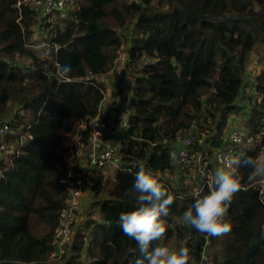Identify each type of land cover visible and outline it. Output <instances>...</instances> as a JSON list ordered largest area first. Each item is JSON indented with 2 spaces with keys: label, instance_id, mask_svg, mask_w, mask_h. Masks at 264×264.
Returning a JSON list of instances; mask_svg holds the SVG:
<instances>
[{
  "label": "trees",
  "instance_id": "trees-1",
  "mask_svg": "<svg viewBox=\"0 0 264 264\" xmlns=\"http://www.w3.org/2000/svg\"><path fill=\"white\" fill-rule=\"evenodd\" d=\"M178 1L181 5L175 0H78L46 26L30 5L22 4L19 11L18 0H0V123L10 104L17 105L10 120L14 150L0 164V263L58 264L69 252L64 264H135L138 245L118 221L121 212L139 206L133 184L143 165L175 197L160 245L183 244L193 257L190 264L200 261L205 248L211 264H244L264 221L259 192L264 175L253 167L233 166L242 190L225 217L232 224L229 234L198 233L182 215L215 189L216 154L229 141L235 115L242 117L247 142L240 157L259 166L264 155V100L249 109L240 102L252 80L249 56L255 52L264 59L257 50L264 45V33L256 25L264 29V0ZM126 44L127 68L135 73L123 71L118 84L127 80L130 88L124 98L130 111L124 128L120 116L125 110L101 116L100 108L107 97L104 79ZM45 51L42 57L39 53ZM64 64L72 71L60 77L57 65ZM252 84V96H264V70ZM114 97L123 100L121 87ZM98 117L107 127L105 138L119 146L123 170L82 174L76 153L88 140L90 121ZM183 131L198 135L196 170L200 177L201 171L208 172L194 186L186 179L197 158L189 169L176 168L170 159L174 147L164 142ZM78 182L83 191L90 189L92 203L59 252L54 239L71 185ZM80 216L78 211V221ZM251 264H264V241Z\"/></svg>",
  "mask_w": 264,
  "mask_h": 264
},
{
  "label": "clouds",
  "instance_id": "clouds-1",
  "mask_svg": "<svg viewBox=\"0 0 264 264\" xmlns=\"http://www.w3.org/2000/svg\"><path fill=\"white\" fill-rule=\"evenodd\" d=\"M71 71L70 64L57 65V75L60 77L67 76ZM130 83L134 88V82ZM221 159L224 165L215 170V189L197 199L182 215V220L196 232L217 238L231 233L232 224L225 217L235 195L242 190L241 181L230 169L237 165L253 167L257 173L264 175V167L258 166L250 157L228 154ZM133 189L138 193L139 206L134 211L121 212L118 222L124 235L138 245L140 255L135 264H190L193 257L187 247L176 251L159 244L170 227L164 218L169 216L174 195L143 165L139 166L135 175Z\"/></svg>",
  "mask_w": 264,
  "mask_h": 264
},
{
  "label": "built area",
  "instance_id": "built-area-1",
  "mask_svg": "<svg viewBox=\"0 0 264 264\" xmlns=\"http://www.w3.org/2000/svg\"><path fill=\"white\" fill-rule=\"evenodd\" d=\"M78 0H18L17 7L21 10L22 4L30 5L32 11L47 25H54L58 19H61L63 15L71 11L76 5ZM264 100V97L254 100ZM105 101V100H104ZM103 108L101 105L100 111ZM130 111L125 110L120 120L122 127H128V117ZM99 118L92 119L90 121V135L88 140L80 144L76 153L77 164L81 168V173L86 174L89 171L96 169L107 170L110 172H116L123 170L122 160L119 155V146L112 138H105V132L107 127L105 124L99 122ZM84 129V127H82ZM12 123L7 121L0 126V164L9 155L14 147L11 145ZM165 144L171 143L174 148H171L170 159L174 167L180 169H189L192 161L196 160L199 149L197 144L200 139L197 134L190 131H183L176 135L170 142L164 141ZM247 146L245 141V134L238 129H231L229 133V141L225 147L216 154V160L219 167H223L224 162L221 159L222 156L232 154L234 156H241ZM264 158L259 159V166L264 165L262 163ZM233 171V168L230 169ZM2 170L0 167V177ZM261 187L259 189L260 195H264V178L260 181ZM84 194L81 187V182L72 184L70 188V194L67 201V207L62 218V224L55 236L54 244L56 250L62 252L65 246L68 244L71 238V232L74 229L77 222V213L82 208V200ZM58 252V253H59ZM56 256H54L55 258ZM59 257V255L57 256ZM56 259V258H55ZM196 264H211V259L206 248L202 251L201 259Z\"/></svg>",
  "mask_w": 264,
  "mask_h": 264
},
{
  "label": "rangeland",
  "instance_id": "rangeland-1",
  "mask_svg": "<svg viewBox=\"0 0 264 264\" xmlns=\"http://www.w3.org/2000/svg\"><path fill=\"white\" fill-rule=\"evenodd\" d=\"M131 27V26H130ZM127 31L128 34L127 36H130L131 35V28H129ZM119 32H121L123 34V30L122 29H119ZM257 50L260 51V54L261 55H264V45L263 44H259L258 47H257ZM42 57L45 55L48 54V52L45 51V53H39ZM127 61H128V58H127V44L125 45V47L123 48L121 54H120V58L118 59L116 65H115V69L113 70V72L108 76V78L104 79V85H105V89H106V99L105 101L103 102V108L102 110L100 111L101 113V116L105 115V113H108L109 111H114L116 112L117 110L118 111H121V109L123 110H127L129 107V103L128 101L124 100V98L126 99L127 95H130L129 91H130V88L127 84V80H125L124 84H121V85H118L119 84V81L121 80V77H123L122 75V72L123 71H128V72H132V74L135 73V70H132L130 68H127ZM248 71L251 73V75L249 76L248 75V78H252V80L248 81L249 83V89L246 90L247 92H245L242 100V101H245L244 102V105H247L246 108L249 109V106H251V104L254 102V100H256L257 98H261V97H264L263 94H257V95H254L252 96L254 93L253 91V87H252V82L254 81V79L256 78V76L258 74H261L262 71L264 70V59H263V56H260V55H257L254 53L251 54V56H249L248 58ZM127 69V70H125ZM136 69V67L134 68ZM101 80H103V78H101ZM132 81V80H130ZM129 81V82H130ZM128 82V83H129ZM118 87H121V90H122V93H123V100H120L119 97H114V92L117 91ZM250 92V93H249ZM251 94V95H250ZM126 96V97H125ZM261 100H257L256 102H260ZM253 105V104H252ZM17 105L15 103H11L7 112L5 113L4 116H2L1 118V123H0V126L1 124L9 121L12 119V117L15 116V110L17 109L16 108ZM21 110H19L17 113L20 114ZM23 115V114H22ZM242 117L241 116H237L235 115L234 116V121L231 123V129H237L239 128V130L243 131V122H242ZM264 120V119H263ZM76 126L82 130L81 128V124L77 123ZM229 128L228 132L231 131V129ZM244 132V131H243ZM245 134V133H244ZM125 136L122 135V137L120 139H122L123 137ZM80 140V136L79 134H77L74 138V142L77 143V141ZM248 144H251V142H249ZM12 147H14V143L12 144ZM261 158H264V155L261 157ZM264 163V160L263 162ZM199 164H200V157L198 156L197 157V164H195V167L194 169H192L190 175L187 176V179L186 181H189L191 183V185L189 186H194L195 182H196V179L198 180V178L200 177L199 174H198V171L196 169H199ZM262 167H264V165H261ZM216 168H218L216 166ZM200 170V169H199ZM231 172H235V171H231ZM201 177H200V181L203 182V178L205 176L208 175V172L207 171H201ZM176 177H174L175 179ZM212 178L214 179V175H212ZM173 177H172V180H174ZM176 182L178 183V181L176 180ZM185 182V181H184ZM188 183V182H187ZM83 194H84V197H83V200H82V208L80 209V213L82 214V216H80V221L77 220L76 224L77 223H82L84 221V216L83 214H88L89 212V206H90V203H92V196L90 195V189L89 188H86V190L83 191ZM169 246H172L171 247V250H176L178 251L180 248H182V246H184L183 244L180 245V243H170L168 244V248ZM70 257L69 255V252L66 253V257L64 259H62V263H59L61 262V260L58 261V264H64L65 261H67V259ZM61 259V258H60ZM83 264H87V262H84Z\"/></svg>",
  "mask_w": 264,
  "mask_h": 264
},
{
  "label": "water",
  "instance_id": "water-1",
  "mask_svg": "<svg viewBox=\"0 0 264 264\" xmlns=\"http://www.w3.org/2000/svg\"><path fill=\"white\" fill-rule=\"evenodd\" d=\"M176 3H179L178 0H175ZM180 4V3H179ZM181 5V4H180ZM182 8V7H181ZM183 9V8H182ZM184 10V9H183ZM186 13L192 15L190 12L184 10ZM196 17H199V18H202V19H209V18H215V19H220V17L218 16H202V15H194ZM247 19V18H244V17H224L225 20H230V19ZM251 22H253L252 19H247ZM256 25L259 27V29L264 33V29L258 25L256 23ZM264 241V221H263V224L258 232V235H257V242L253 245L251 251L247 254V256L245 257V260H244V264H251L252 260H253V257H254V254L255 252L257 251L258 247L262 244V242ZM0 264H10V263H7V262H4V263H0ZM36 264H48V263H36Z\"/></svg>",
  "mask_w": 264,
  "mask_h": 264
},
{
  "label": "crops",
  "instance_id": "crops-1",
  "mask_svg": "<svg viewBox=\"0 0 264 264\" xmlns=\"http://www.w3.org/2000/svg\"><path fill=\"white\" fill-rule=\"evenodd\" d=\"M111 111L108 112V114L110 113ZM106 114V113H105Z\"/></svg>",
  "mask_w": 264,
  "mask_h": 264
}]
</instances>
